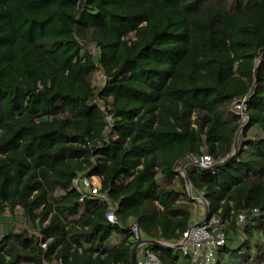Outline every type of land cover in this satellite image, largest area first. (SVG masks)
I'll return each instance as SVG.
<instances>
[{
  "label": "trees",
  "instance_id": "trees-1",
  "mask_svg": "<svg viewBox=\"0 0 264 264\" xmlns=\"http://www.w3.org/2000/svg\"><path fill=\"white\" fill-rule=\"evenodd\" d=\"M182 172L226 237L212 264H264V0H0V264H133L132 223L196 264L154 242L193 224Z\"/></svg>",
  "mask_w": 264,
  "mask_h": 264
},
{
  "label": "built area",
  "instance_id": "built-area-1",
  "mask_svg": "<svg viewBox=\"0 0 264 264\" xmlns=\"http://www.w3.org/2000/svg\"><path fill=\"white\" fill-rule=\"evenodd\" d=\"M93 48L94 52H96L95 47ZM104 78L105 75L102 72L97 76V80L99 82ZM248 100V96H245L242 99H235L231 103V109L239 114L242 123H245L248 120V115L246 114ZM215 163V160L210 155L204 154L199 160V167L212 168ZM182 174L184 175V172H182ZM95 178H97V181ZM73 185L82 193L86 191L90 192L92 195L108 202V219L111 222L116 221L115 208L110 203L107 193L101 192V179L99 177H94L92 179L87 177H78L73 180ZM188 190L190 195L195 200H199V202L207 205V201L201 195H195L193 193L191 186H189ZM243 220L244 216L242 215L240 217V221ZM199 223L193 222L190 228L184 233L183 238L178 243L173 244V246L176 245L174 249H178L184 255H189L192 261L196 264H212L215 260L216 249L225 244L226 237L224 232L217 230V221L215 219L211 220L209 223L205 222L201 225H198ZM131 230L133 238L138 241V243L144 240L141 239L140 228L137 223H132ZM148 244L141 243L136 254L137 263L164 264L152 250L148 249ZM43 247H46V244H43Z\"/></svg>",
  "mask_w": 264,
  "mask_h": 264
},
{
  "label": "water",
  "instance_id": "water-1",
  "mask_svg": "<svg viewBox=\"0 0 264 264\" xmlns=\"http://www.w3.org/2000/svg\"><path fill=\"white\" fill-rule=\"evenodd\" d=\"M238 139H239V134L237 135L236 144H235V149H234V150H235L234 154L236 153L237 148H238ZM188 157L192 158L191 155H189ZM185 158H186V157L182 158L181 160H179V161L177 162V164H176V169L178 168L179 164H180ZM194 163L199 167V161H198V160H194ZM214 167H217V166L214 165L212 168H214ZM212 168H201V170H202V171H208V170H210V169H212ZM184 176H185V178H186V182H187V184L190 186V181H189V179H188V177H187V175H186L185 172H184ZM208 219H209V208H208V205H207V214H206V217H205L204 221H203V222H200L198 225H201V224L207 222ZM152 242H153V241H151V240H142L141 242L137 243V244L134 246L133 251H132V262H133V264H138V263H137V260H136V254H137V250L139 249L141 243H147V244H148V243H152ZM154 242H155V243H158V244H160V245H162V246H165V247H171V248H174V247L176 246V245L173 246V245L166 244V243H162V242H158V241H157V242L154 241Z\"/></svg>",
  "mask_w": 264,
  "mask_h": 264
},
{
  "label": "crops",
  "instance_id": "crops-1",
  "mask_svg": "<svg viewBox=\"0 0 264 264\" xmlns=\"http://www.w3.org/2000/svg\"><path fill=\"white\" fill-rule=\"evenodd\" d=\"M97 181V178H95ZM196 203L194 204V217H193V222H201L204 220V218L206 217L207 214V206L201 202H199V200H195ZM144 240H148V239H144Z\"/></svg>",
  "mask_w": 264,
  "mask_h": 264
},
{
  "label": "rangeland",
  "instance_id": "rangeland-1",
  "mask_svg": "<svg viewBox=\"0 0 264 264\" xmlns=\"http://www.w3.org/2000/svg\"><path fill=\"white\" fill-rule=\"evenodd\" d=\"M0 215L4 216V217L10 216L8 208H5L3 210L0 209ZM15 225L17 227H21V228H25L26 227L25 221L21 218V216L17 217V220L15 221Z\"/></svg>",
  "mask_w": 264,
  "mask_h": 264
}]
</instances>
